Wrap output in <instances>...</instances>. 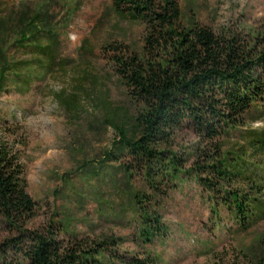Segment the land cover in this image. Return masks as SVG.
<instances>
[{"label": "rangeland", "instance_id": "374dc122", "mask_svg": "<svg viewBox=\"0 0 264 264\" xmlns=\"http://www.w3.org/2000/svg\"><path fill=\"white\" fill-rule=\"evenodd\" d=\"M179 1L184 26L195 20L215 30L230 28L264 46V0ZM26 9L47 13L42 17L45 28L52 26L56 33L55 59L34 55L31 40L21 42L17 26H9L8 18ZM143 31L141 22L116 12L113 0H0V48L9 62L26 68L19 73L22 78L7 73L0 88V116L9 121V131L21 135L12 138L25 165L28 191L39 207L29 226L49 227L59 239L118 238L109 264L134 256H148L158 264H224L241 254L253 264H264V218L243 231L229 203L216 199L214 213L213 201L194 179L155 194L139 171L126 176L120 167L126 156L103 162L121 136L119 128L133 130L138 108L103 47L113 42L140 50ZM49 41L46 33L41 44ZM247 117L246 128L264 130L258 111ZM243 130L231 132L226 149L238 150L245 143ZM196 142V135L185 131L174 149L190 151ZM246 147L249 172L256 165L263 174L264 151ZM232 187L264 201V192L250 193L247 182H233ZM134 192L145 193L142 205L164 226L152 242L140 236L143 219ZM6 234L0 231V241Z\"/></svg>", "mask_w": 264, "mask_h": 264}, {"label": "trees", "instance_id": "16d2710c", "mask_svg": "<svg viewBox=\"0 0 264 264\" xmlns=\"http://www.w3.org/2000/svg\"><path fill=\"white\" fill-rule=\"evenodd\" d=\"M113 6L121 16L141 22L144 31L140 50L113 42L103 47L111 53L112 67L128 96L138 105L131 125L134 131L119 128L121 136L103 162L126 156L128 161L120 166L126 176L139 171L155 194L162 187L194 179L213 201L214 213L218 212L216 199L221 198L233 209L241 229L248 230L264 218V201L232 184L247 182L250 193L264 192V173L256 165L249 172L246 147L264 151V130L246 128L249 113L256 110L264 116L263 44L241 31L215 30L195 20L184 26L179 0H113ZM42 15L47 13L26 9L7 21L21 32V42L31 40L34 55L44 53L53 60L56 33L52 26L45 28ZM48 18L51 21V15ZM46 33L50 41L42 45ZM0 62V88L8 72L22 78L19 73L26 68L9 62L2 48ZM244 128L245 143L238 150L226 149L231 132ZM9 129V121L0 116V231L7 232L0 241V264H109L110 249L119 243L118 238L88 240L74 235L59 239L49 227L29 226L37 216L38 202L28 191L25 165L12 138L20 132ZM185 131L194 133L197 142L190 151L174 149ZM145 197V193L133 195L143 219L140 236L148 243L165 229L161 218L151 217L142 205ZM246 256L224 264H253ZM116 260L158 264L148 256Z\"/></svg>", "mask_w": 264, "mask_h": 264}]
</instances>
